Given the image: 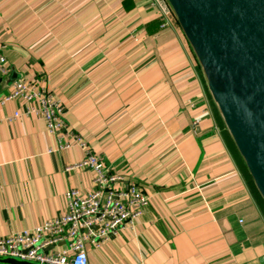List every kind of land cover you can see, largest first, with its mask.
I'll return each instance as SVG.
<instances>
[{
  "label": "crops",
  "instance_id": "0c3cea01",
  "mask_svg": "<svg viewBox=\"0 0 264 264\" xmlns=\"http://www.w3.org/2000/svg\"><path fill=\"white\" fill-rule=\"evenodd\" d=\"M0 46L150 197L132 227L87 243L90 264H264V199L167 0H0ZM31 104L0 105V238L62 216L69 189H95L91 169H66L84 151H58Z\"/></svg>",
  "mask_w": 264,
  "mask_h": 264
},
{
  "label": "water",
  "instance_id": "95a60500",
  "mask_svg": "<svg viewBox=\"0 0 264 264\" xmlns=\"http://www.w3.org/2000/svg\"><path fill=\"white\" fill-rule=\"evenodd\" d=\"M264 199V0H167ZM10 90L20 79L4 77ZM1 264H41L0 256Z\"/></svg>",
  "mask_w": 264,
  "mask_h": 264
},
{
  "label": "built area",
  "instance_id": "2783aa9c",
  "mask_svg": "<svg viewBox=\"0 0 264 264\" xmlns=\"http://www.w3.org/2000/svg\"><path fill=\"white\" fill-rule=\"evenodd\" d=\"M2 49L0 46V74L6 76L11 69ZM39 83L38 79H18L12 90L0 96V105L13 99L37 103L36 106L31 104L26 114L40 115L45 119L48 132L57 139L58 151L73 147L84 151L85 156L66 169H91L95 189L86 193L77 188L69 189L65 194L66 211L62 216L44 221L32 229L1 237L0 256L18 257L41 264H90L87 243L98 247L101 242L132 227L149 206L150 197L136 183H127L125 177L110 172L89 142L70 129L62 104L55 95ZM19 116L22 114L16 112L8 119ZM115 183L121 185L115 187ZM59 244L62 249H56Z\"/></svg>",
  "mask_w": 264,
  "mask_h": 264
},
{
  "label": "rangeland",
  "instance_id": "374dc122",
  "mask_svg": "<svg viewBox=\"0 0 264 264\" xmlns=\"http://www.w3.org/2000/svg\"><path fill=\"white\" fill-rule=\"evenodd\" d=\"M49 249H52V247H49Z\"/></svg>",
  "mask_w": 264,
  "mask_h": 264
}]
</instances>
